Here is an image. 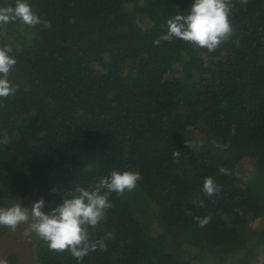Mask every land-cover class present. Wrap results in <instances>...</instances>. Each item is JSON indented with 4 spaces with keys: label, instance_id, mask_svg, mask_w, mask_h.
I'll return each mask as SVG.
<instances>
[{
    "label": "trees",
    "instance_id": "obj_1",
    "mask_svg": "<svg viewBox=\"0 0 264 264\" xmlns=\"http://www.w3.org/2000/svg\"><path fill=\"white\" fill-rule=\"evenodd\" d=\"M192 2L29 0L39 24H0L17 61L16 91L0 98V206L43 197L48 212L113 170L143 177L110 197L89 234L115 238L82 261L28 226L0 227L4 243L28 238L33 264H264V0H232L233 35L214 52L177 38L155 46ZM209 176L221 186L212 197ZM197 216L211 221L200 227Z\"/></svg>",
    "mask_w": 264,
    "mask_h": 264
},
{
    "label": "clouds",
    "instance_id": "obj_2",
    "mask_svg": "<svg viewBox=\"0 0 264 264\" xmlns=\"http://www.w3.org/2000/svg\"><path fill=\"white\" fill-rule=\"evenodd\" d=\"M239 2L246 5L248 0ZM234 6L232 0H193L186 14L177 13L167 20V33L153 43L159 46L161 41L177 38L198 48H206L209 53L214 52L233 35L234 28L230 16ZM16 21L29 27L40 23L39 15L33 11L29 0H15L14 6H0V24ZM12 51L8 45L0 46V98L13 95L16 91V87L9 79L17 63L15 57L10 55ZM184 144L189 149L192 147L187 140H184ZM172 155L174 162L179 163L181 152L175 150ZM218 170L222 174H230L223 166H219ZM142 178L139 170H113L109 176L101 178L95 185H89L88 188L78 186L60 203L50 207L48 212L43 210L45 208L43 197L36 200L31 208L22 206L18 199V202L10 206H0V227L15 231L19 225L28 224L26 235L35 233L47 243L50 251L57 253L67 251L77 261H82L89 252L106 251V241L115 238L114 232H110L103 238L93 241L89 234V228L95 230L105 218L106 210L113 207L110 197L113 193L122 197L126 192L134 191ZM220 191L221 186L213 177L204 179L205 196L212 197L218 195ZM193 203L205 207L203 200H194ZM194 219L200 227L211 221L210 216L204 218L197 216ZM0 264L6 262L0 261Z\"/></svg>",
    "mask_w": 264,
    "mask_h": 264
},
{
    "label": "rangeland",
    "instance_id": "obj_3",
    "mask_svg": "<svg viewBox=\"0 0 264 264\" xmlns=\"http://www.w3.org/2000/svg\"><path fill=\"white\" fill-rule=\"evenodd\" d=\"M247 159H248V155L246 153H243L239 157V166H240L239 168H240L241 172H243L245 170V163H246ZM30 205H31L30 199L26 198L25 206H27L29 208ZM19 226L20 227L18 228V230L22 229L21 227L26 228L28 226V224H21ZM27 228H26V230H27ZM18 235L22 236V233H18ZM254 239H255V236H252V237H250V239L247 240V242H249L250 240L253 241ZM9 241L12 242V247H14V250L17 251V254L19 255V258L15 264H33L34 260L31 257V250H33V245L29 244L28 238L26 240H23L21 238L10 239L8 241H5V243L0 240V261L5 260V257H6L5 255L7 254V252H5V249H6L5 246H6V244H8ZM203 257H204L203 260H205L208 256L203 255Z\"/></svg>",
    "mask_w": 264,
    "mask_h": 264
}]
</instances>
